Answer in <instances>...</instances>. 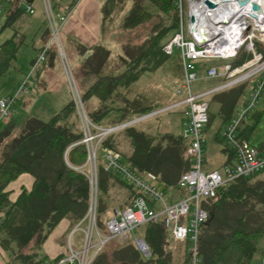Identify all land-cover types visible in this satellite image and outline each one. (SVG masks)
Instances as JSON below:
<instances>
[{"label": "trees", "instance_id": "trees-1", "mask_svg": "<svg viewBox=\"0 0 264 264\" xmlns=\"http://www.w3.org/2000/svg\"><path fill=\"white\" fill-rule=\"evenodd\" d=\"M185 8L183 1V12ZM155 15L158 22L152 24L133 50L123 46L120 59L125 68L119 72L100 74L109 56L105 47L95 46L87 55L81 70L83 75L91 73L93 81L80 96L84 104L92 97L98 100L87 111L93 123L115 126L157 108L156 105L137 106L135 84L141 74L153 68L151 65H159L160 58L168 56L162 46L178 27L175 0H132L121 26L132 30L150 22ZM9 43L0 45V74L8 68L9 59L17 50L16 46L8 50ZM254 45L264 58V42L256 39ZM251 57L252 53L242 46L228 62L235 67ZM140 61L148 62V67L139 68ZM138 123L107 134L99 143L98 156L103 149H112L131 167L152 172L165 185L175 186L181 173L189 169L185 154L188 139L173 133H159L157 129L151 132ZM243 125L244 121L238 127V136L248 140L255 125ZM120 133H124L122 140L128 151L121 152L118 148ZM82 138L83 130L72 98L46 121L30 116L16 132L11 119L0 131V247L7 252L6 264H41L45 259L42 245L60 220L67 218L74 226L84 219L90 191ZM257 148L264 152V142L258 143ZM22 173L34 178L32 186L30 190L22 188L11 200L7 187ZM97 175V224L104 228L111 188H128L127 197L120 205L123 208L137 193L118 176L106 172L100 157ZM201 206L208 211V219L199 228L201 264H254L258 242L264 237V169L220 187ZM136 229L141 230L140 237L149 246V257H144L133 238L127 236L108 241L90 264H187V252L180 261H174L173 239L161 222L146 223ZM176 241L186 246L184 241Z\"/></svg>", "mask_w": 264, "mask_h": 264}, {"label": "built area", "instance_id": "built-area-1", "mask_svg": "<svg viewBox=\"0 0 264 264\" xmlns=\"http://www.w3.org/2000/svg\"><path fill=\"white\" fill-rule=\"evenodd\" d=\"M10 1L0 0V14L4 6ZM183 1L186 6L184 12ZM207 1L214 5L210 7ZM42 2L49 27V40L38 53L36 63L44 60L48 48L51 45L54 46L67 75L71 96L83 130L81 142L86 146L84 165L90 191L87 212L82 222L74 229L83 233L82 247H74L70 235L68 248L60 262L90 264L94 256L111 239L127 237L140 225L161 222L171 239L185 242L186 252L189 256L187 264H201L199 228L208 219V211L201 206L202 199L214 196L217 189L239 177H247L264 169V152H261L249 140L238 136L240 123L246 119L260 99L264 97V58L262 53L255 50L254 45L256 39L264 42V21L261 27L257 25L251 15L255 11L250 8V3L245 6L247 13L241 17V23L237 28L236 23L239 19L232 16L243 8L237 3V0H175V6L179 11L178 27L163 44L162 51L166 55H172L174 49L179 52L183 80L177 92L184 93V96L164 110L180 106L185 107L182 135L189 141L185 154L190 165L189 169L179 176L177 185L185 190L186 194L177 201L168 203L163 191L158 186L162 183L157 175L131 167L119 159L117 152L105 148L102 151L103 169L118 176L137 195L131 199L129 205L114 209L104 222V228H100L96 216L99 143L107 134L130 125L143 117L110 127L99 126L89 119L61 40V29L67 22L71 9L69 6L60 3L56 5L54 10L50 0H42ZM256 3L259 10H262V5L264 10V0H257ZM23 5L27 12L32 13L34 11L27 1H23ZM215 12L219 17L227 18L226 21L215 23L213 20ZM190 17H192V21L189 19ZM231 26L232 28H230ZM242 46H245L252 53V57L241 65L232 67L229 62H225L219 67L209 65L205 69L206 77H222L225 79L224 83L198 93L192 91L191 84L198 79L197 60H229L236 55ZM246 81L250 82L248 95L226 122L221 133L225 145L233 153L234 162L226 163L210 171H204L203 128L208 122L206 96L217 90ZM23 91L21 85L12 97L0 94V124L7 123L12 118L13 105L19 93ZM82 223L84 225L81 227ZM133 241L141 254L145 257L150 256L149 246L143 238L134 236ZM91 251L92 255L90 256ZM254 264H264V254Z\"/></svg>", "mask_w": 264, "mask_h": 264}, {"label": "rangeland", "instance_id": "rangeland-1", "mask_svg": "<svg viewBox=\"0 0 264 264\" xmlns=\"http://www.w3.org/2000/svg\"><path fill=\"white\" fill-rule=\"evenodd\" d=\"M149 10L155 13L154 8L149 7ZM2 15L3 14H1L0 17H2ZM123 17L124 16L121 14H116V16L113 17L114 19L112 20L111 26L113 25L114 30L117 29L115 33L119 35V38L122 42H124V45H126L129 49L132 48L130 50H133L134 46L138 45V43L142 41V39L149 32L152 24L158 22L157 16L155 15L150 22L144 25H141L132 30H123L120 28ZM28 38H30V35H28ZM61 40L63 41L62 36H61ZM47 42L48 40L46 39L44 44L46 45ZM114 45L115 43H112L110 45L106 43L107 48L110 50L113 61L115 60L114 57L117 55V52H119L116 46ZM22 49L23 51L20 52L18 56V60L15 64V68L6 71L7 73L5 72L4 74H0L1 95L12 97L18 91L15 90L16 88L15 86L17 84H23V89L25 88L29 89L30 93L31 91H35L37 89L36 88L37 71L40 69L41 64L43 62L42 61H39L37 63L35 62L32 65L33 66L32 70H30L31 67H29V65L27 67V60L30 53H32V51L30 50V48L28 49L22 48ZM64 49L68 58L67 60L70 69L74 74L76 86L78 90L82 93L86 89V87L89 84H91V82L93 81V76H91V73L90 74L86 73L82 75V73L80 72V68H83L86 62L84 57H82L81 55L72 56L68 52L67 48H65V46ZM48 53H50L49 55H51L52 53L53 55L50 57L56 60L57 63H59L62 73V76H60L59 78L60 81H62L61 86L55 89L54 91L52 90L51 87L45 86L44 92L43 90L37 92L35 91L36 93L32 92L31 95L29 96L21 93L16 99L17 101L16 103L18 106L17 110L23 111L22 104H20V102L28 97L31 102L30 110H32V116H35L43 121L48 120L55 112L60 110L66 104L69 98H72L68 85L67 75L63 69V64L61 62V59L58 57V55L56 56V50L54 46L51 45L48 48ZM228 61L229 60L226 59H200L196 61V65L198 68L200 67L204 68L209 64H215L216 66L219 67L223 63ZM138 66L139 68L141 67L146 68L148 67V62L140 61L138 63ZM151 67L153 68L150 70H146L143 74H141V76L139 77V79L135 84L136 85L135 99L137 106H148L155 104L158 101L159 105L157 107H161L165 104H168V102H176L177 100L181 99L184 96V93L180 94L177 92L178 89H180L183 80L182 65L180 62V55L178 50L174 49L172 55L162 56V58H160L159 65L157 66L151 65ZM112 68L108 69L107 67H104V69L101 70L100 74L110 73V72L112 73L113 72ZM201 75L203 76L204 74L200 73L199 76ZM224 80L225 79L222 77L203 78V79L199 77L196 80V82L195 81L192 82L191 84L192 91L198 92L199 90L206 89L211 84L213 85L216 82L221 83ZM247 82H248L247 84H245V82L241 83L245 85L240 84L232 87H227L213 94H210L209 96H206V100L209 104V108H208L209 122L205 124L203 128V138L205 140V146L203 152V158L205 161L203 166L204 171H207L208 167L217 168L221 164V158H222L221 149L224 147V142L222 139L219 138V135L222 132V128H223V120H224L223 116L229 110L233 109L242 99H244L245 95L247 94V91L250 90L249 89L250 82L249 81ZM3 85L8 91V93H10L9 95H6L7 93L3 94V92H5L2 89ZM97 103L98 101L92 98L90 101L84 104L85 110L88 111L90 108L95 107ZM178 113H180L179 109L169 110L166 112L162 111V113H159L155 118L152 119V121L155 120L156 127L160 133H170V131L167 130H170L172 127L176 128V117ZM248 123L251 125L253 124L255 125L254 131L249 136L250 141L256 146L258 143L264 142V97L260 99L256 107L254 108L253 112L249 115ZM2 127L3 126L0 124V130L2 129ZM123 134L124 133L119 134V138H118L119 140L123 139L124 137ZM120 141L118 147L119 150L121 152L128 151V146L125 144V142L123 140L122 142ZM169 187H175V186L169 185ZM163 192L165 193V196H167L168 189L163 188ZM109 193H110L109 194L110 205L108 207V212L104 216V222L111 215L109 211H111L113 208H119L125 199L123 189L117 188L116 192L110 190ZM174 194L176 196L175 198H178V196H180L179 190L176 189ZM74 231L75 232L72 234V245L76 248L82 247L83 233L79 230H74ZM140 235H141V230L139 229H135L134 231L129 233L130 237H134V236L139 237ZM68 238L69 235L67 236L65 242L66 248H68ZM171 247L174 252V261L176 262L180 261L183 258L184 253L186 252V246L179 241L173 240L171 242ZM261 250H264V237L261 238L258 242L257 253L259 254ZM4 254L8 257L6 251H4ZM258 254L255 256L254 262L258 261L262 257V255L260 257ZM89 255L90 256L92 255V251L90 252ZM64 264H68V263H64Z\"/></svg>", "mask_w": 264, "mask_h": 264}, {"label": "crops", "instance_id": "crops-1", "mask_svg": "<svg viewBox=\"0 0 264 264\" xmlns=\"http://www.w3.org/2000/svg\"><path fill=\"white\" fill-rule=\"evenodd\" d=\"M23 1H26V0H11L10 2H8L4 6V8L1 12V14H3V15H2V17H0V45L3 44L5 41H9L10 43L8 44V50L9 49L11 50V48H13L15 46L17 47V50L15 52L14 57L9 59L8 68L4 72H2L1 74H4L6 71H9L12 68L13 69L15 68V64L18 60V56H19L20 52L23 51L22 48H27V49L30 48V50L32 51V53H30L28 60H27V67L29 65V67H31L30 70H32V67H33L32 65L36 62V58H37L38 53L45 46V44H44L45 40L46 39L49 40V32H48L49 27H48L47 19L45 16L44 5H43L42 0H33L31 3H29L33 7V10H34L32 13L27 12L25 10L24 5H23ZM109 1L110 0H50L54 10H55L56 5L60 4V3L69 6V8L71 9L69 18L61 29V36H62V39L64 41V42L63 41L62 42L64 43L63 45L65 46V48H67L68 52L72 56L81 55L86 60L87 55L91 54L93 47L98 46V45L103 46L109 51V56H108L107 63H106L105 67H107L108 69L113 67L112 71L114 73H117L120 70L125 68V66H123L125 64H123L121 62V59H120V57L123 55L124 42H122L119 38V35L117 33H115L117 30L116 29L117 27L115 28L116 30H114V27H113V25L111 26V24H112V20L114 19L113 17L116 16V14H121L125 17L129 13V11L132 7V0H113V1H110V3H109ZM19 9H21V13L19 12ZM124 17H123V19H124ZM120 28L123 29L121 25H120ZM28 35H30V38H28ZM106 43H108L109 45L112 43H115L114 46H116L117 50L119 51V52H117V55L114 57L115 58L114 61L111 57L110 50L106 46ZM49 54L50 53H48V50H47L45 58H44V60H42L43 63L41 64L40 69L37 71V78H36L37 79L36 80V86H37L36 88L37 89L35 90L36 92L42 91V90L44 92L45 86L51 87L53 91L61 86L62 81H60L59 78H60V76H62V73H61L59 63H57L56 60H54L53 58L50 57L53 55L52 53H51V55H49ZM56 56H57V53H56ZM4 61H5V59H3V62ZM209 65H215V64H209ZM206 67H204V68H201V67L198 68L197 67L198 78L199 77H201L202 79L208 78L205 75ZM80 72L83 75L81 68H80ZM200 73H203L204 75L199 76ZM214 78H216V77H214ZM224 82H225V80L222 81L221 83L216 82L215 84H213V85L211 84L206 89L199 90L198 92H201V91H204V90L216 87V86L218 87ZM238 84H240V83H238ZM21 85L23 88V84H17L15 86L16 87L15 90L17 91ZM235 85H237V84L231 85L229 87H232ZM28 88H30V87H28ZM2 89H3V91H5V92H3V94L4 93H7L6 95L10 94V93H8V91L6 90L4 85L2 86ZM35 91H31V93L32 92L34 93ZM217 91H219V90H217ZM217 91H215V92H217ZM248 91H247V94L245 95L244 99H242L233 109L229 110L223 116L224 120H223L222 131L224 129L226 122L232 117V115L235 113V111L245 101L246 96L248 95ZM198 92H194V93H198ZM215 92H213V93H215ZM21 93L28 95V96L31 95L30 90L26 89V88L24 89L23 92H20L19 95ZM79 93L81 94L80 91H79ZM213 93H211V94H213ZM209 95H207V96H209ZM94 100H97V99L94 98ZM179 100H177V101H179ZM158 103L159 102L157 101L155 104H152V105L158 106L159 105ZM174 103L175 102H168V104H165L161 107H157L154 111L140 116L143 118L135 121L134 123L139 122L138 123L139 125H142L145 129L150 130L151 132H154L157 129V127H156L155 120L152 121L153 118H155L159 113H162V111L166 112L169 110L179 109L180 113H178L177 117H176V128L172 127L170 130H167V131H170V133H173V134L183 136L182 135V129H183L182 123H183V120L185 118V107L180 106V107L164 110V108H166V107H168ZM20 104H22L23 111L17 110V107H18L17 103L15 104V106L13 105V116L11 119L13 120V123L15 125V131L16 130L18 131L22 127V125L24 124L25 120L28 117L32 116V110H30L31 102H30L29 98L28 97L25 98L23 101L20 102ZM83 105H84V103H83ZM208 108H209V104H208ZM86 113H87V111H86ZM249 115L244 120V125H243L244 127L251 125L248 123L249 122ZM137 118H139V117H137ZM134 119H136V118H134ZM129 121H131V120H129ZM208 122H209V120H208ZM1 125L4 127L6 125V123H2ZM157 131H158V129H157ZM221 133L219 135V138L223 140ZM249 136L250 135H248V140L250 143H252L249 139ZM204 146H205V140H204V145H203V152H204ZM221 150H222L221 151V153H222L221 164L217 168H219L220 166H222L226 163H233L234 162L233 153L225 145V143H224V147ZM102 151L99 154L101 162H102ZM118 156H119V154H118ZM119 159L121 161H123L120 156H119ZM204 163H205V161H204ZM204 163H203V166H204ZM212 169H216V167L215 168H209L208 167L207 171H210ZM112 175H114V174H112ZM114 176H116V175H114ZM33 181H34V178L27 173H22L15 180L11 181L7 187V189L10 191V195H9L10 199L14 200L17 197V195L20 193L22 188L30 190ZM161 183L162 184H158V186L162 191H163V188L168 189L167 196H165V199L168 203L175 202L178 199H180L182 196H184V194H186V191L179 188L177 183H176L175 187H169V186L165 185L163 182H161ZM126 185L129 188H131L127 183H126ZM119 189L124 190V198L126 199L128 188L122 186V187H119ZM176 189L179 190L180 196H178V198H175L176 196L174 194ZM111 190L116 192L117 187L113 186L111 188ZM164 195H165V193H164ZM168 199H169V201H168ZM156 206H158L157 203H156ZM120 208H123V207L113 208L109 212L112 213V211L114 209H120ZM77 225L78 224L72 226V224L70 223V220L67 218H63L62 220H60V222L50 232V234L48 235V237L46 238V240L44 241V243L42 245V254L44 255L45 259L41 264H47V263L64 264V262H60V261L65 256V253L67 250V248L65 246V242H66L67 236L71 235V243H72V234L75 232L74 229ZM83 225H84V223L81 224V227ZM72 229H73V232H70V231H72ZM123 238H126V237H122L119 239H123ZM263 254H264V250H261L258 255L261 257V255H263ZM7 261H8V257L4 254V251L0 248V264H6Z\"/></svg>", "mask_w": 264, "mask_h": 264}, {"label": "bare ground", "instance_id": "bare-ground-1", "mask_svg": "<svg viewBox=\"0 0 264 264\" xmlns=\"http://www.w3.org/2000/svg\"><path fill=\"white\" fill-rule=\"evenodd\" d=\"M249 1H255V2H257V0H249ZM258 1H260V0H258ZM247 4H248V2L245 3V4H243V5H241L243 8L240 9V10H238L237 12H235V14L232 16V17H235V18L239 19V20H237L238 22L236 23L237 28H238L239 24L241 23V17H242L244 14L247 13V10H246V8H245V6H246ZM215 11H217V10H215ZM232 17H231V18H232ZM226 19H227V18L224 19L223 16H220V17H219L218 14H217L216 12H215V16L213 17V20H214L215 23H217V22H225ZM253 19H254V21L257 23V25H259L260 27L262 26L263 21H264V10H263V5H262V10L260 9L259 11H256V12L254 13ZM230 28H232V26H231Z\"/></svg>", "mask_w": 264, "mask_h": 264}, {"label": "water", "instance_id": "water-1", "mask_svg": "<svg viewBox=\"0 0 264 264\" xmlns=\"http://www.w3.org/2000/svg\"><path fill=\"white\" fill-rule=\"evenodd\" d=\"M250 3V8L253 10V11H259V7H258V4L256 3V2H254V1H249V0H237V3L239 4V5H243V4H245V3ZM207 4L210 6V7H212L214 4L212 3V2H209V1H207ZM251 15L252 16H254V13H251ZM191 21H192V17H190L189 18ZM131 121H133V120H131ZM131 121H128V122H131Z\"/></svg>", "mask_w": 264, "mask_h": 264}]
</instances>
